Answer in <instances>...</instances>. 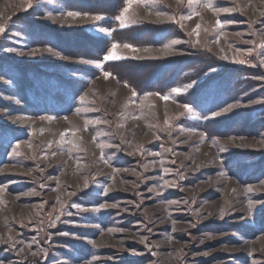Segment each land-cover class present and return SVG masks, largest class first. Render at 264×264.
Wrapping results in <instances>:
<instances>
[{"label": "rangeland", "instance_id": "374dc122", "mask_svg": "<svg viewBox=\"0 0 264 264\" xmlns=\"http://www.w3.org/2000/svg\"><path fill=\"white\" fill-rule=\"evenodd\" d=\"M67 2L0 0V264H264V0Z\"/></svg>", "mask_w": 264, "mask_h": 264}, {"label": "trees", "instance_id": "16d2710c", "mask_svg": "<svg viewBox=\"0 0 264 264\" xmlns=\"http://www.w3.org/2000/svg\"><path fill=\"white\" fill-rule=\"evenodd\" d=\"M70 6L71 8L81 11V12H93V13H104L105 15H109V16H116L120 10L124 7V4L126 3L127 0H65ZM93 1V2H92ZM44 27L42 28L41 31V35H43L46 38H57V40L59 42H64V43H69V42H74L76 43V41H78L79 39L73 38V36H68L66 33H55L50 31L48 28L43 31ZM43 31V33H42ZM151 33V32H149ZM83 43H85V45L91 43L89 40V38H85L82 39ZM61 47V46H60ZM62 49H64L63 47H61ZM191 64L192 63H198L200 64L201 62H203L204 64H208L211 61V57L207 56L204 53H198L195 57H191ZM126 67L129 68H133V69H139L137 70V73H139V76H143L144 78H146V80H144V86L146 88H152L154 89V87H156V90L158 88H162L163 85H166V83H164V81L162 82V74L163 72L161 70H158L157 72H154V74H150L151 70L153 68H149V67H145L143 64H134V63H130V66L128 64H126ZM136 70L132 71V73H135ZM174 72H178L176 70H174ZM228 73H231V77L227 79V82H225V84L230 85L231 83L234 84V81L238 78V72L239 70H232L229 69V71H226ZM169 73H173V72H168L165 73L163 76H168ZM149 75V76H148ZM146 81V82H145ZM178 80H174L173 84L174 85ZM172 82H168L169 84H171ZM143 84V83H142ZM235 85V84H234ZM203 90H205V87L203 89H200V93L203 92ZM234 122L235 121H217L216 124L221 123L224 128V132H228L230 130H232L234 128ZM206 127V126H205ZM205 129V130H204ZM203 130L210 134V133H214V130L211 128H204ZM219 130V128H218ZM220 131V130H219Z\"/></svg>", "mask_w": 264, "mask_h": 264}, {"label": "snow or ice", "instance_id": "6c2138e0", "mask_svg": "<svg viewBox=\"0 0 264 264\" xmlns=\"http://www.w3.org/2000/svg\"><path fill=\"white\" fill-rule=\"evenodd\" d=\"M132 2H133V0H128V3L129 4H131ZM28 6L31 7V4H29ZM204 6L205 7H209L210 9L212 8V5L210 3H207V2H205ZM128 10H129L128 8H125L124 9V12H127ZM196 14L198 15L199 13H196ZM69 15H78V13H69ZM187 18L188 19H191V16H189ZM97 19H100V17H97ZM117 19L122 20V16L121 17H117ZM217 24L219 25L220 22L217 21ZM122 26H123V24H122ZM197 28H199V25H197ZM101 31H105V30L104 29H101ZM2 32H4V27L3 26H0V33H2ZM173 43H175V42H173ZM113 47H115V45H113ZM125 47H129V45H125ZM260 47L264 48V44H261ZM108 58L109 57H105V59H108ZM111 58L115 59V58H118V57L113 56ZM241 62H243V61H241ZM96 66L97 67H100L101 65L97 64ZM109 75H110L109 73H105V77H108ZM174 91H179V90L177 89V90H174ZM83 99L84 98L81 97V100L82 101H83ZM164 99H167V97H164ZM185 108H186L187 111H189V112L191 111V108L188 107L187 105H185ZM225 111H227V109H225Z\"/></svg>", "mask_w": 264, "mask_h": 264}]
</instances>
